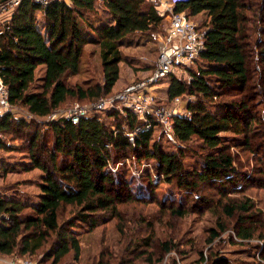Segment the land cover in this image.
Segmentation results:
<instances>
[{
	"label": "trees",
	"instance_id": "obj_1",
	"mask_svg": "<svg viewBox=\"0 0 264 264\" xmlns=\"http://www.w3.org/2000/svg\"><path fill=\"white\" fill-rule=\"evenodd\" d=\"M175 4L189 17L205 13L209 18L199 64L188 68L191 80L173 75L167 91L170 100L186 94L194 97L187 103L190 115L174 116L173 135L182 144L197 137L210 149L203 169H185L176 152L164 151L153 139L159 123L152 117L145 123L130 109L122 114L108 110L106 117L113 125L98 115L82 117L78 123L67 118L48 121L54 132L51 147L39 126L10 113L0 121V130L6 132L13 126L26 130L32 167L42 170V182L37 204L0 193L1 257L35 254L56 239L46 251L54 263L71 251L78 262L81 245L76 222L95 225L92 216L103 211L120 216L121 190L131 189L124 170L115 167L132 156L139 161L156 160L157 171L180 188L194 189L203 183L222 190L225 184L232 187L239 183L234 179L238 175L234 158L221 135L233 132L245 136V146L259 154L258 161L264 165V154H260L264 123L256 111L258 104L264 103V45L254 39L257 33L264 35V0H177ZM100 9L110 18L108 23L102 22ZM163 21L155 2L148 0H51L46 6L22 0L10 19L0 25V76L8 85L10 102L48 119L71 98L94 102L110 95L121 74L122 44L136 37L154 40ZM86 45L99 47L102 81L72 84L70 80L81 72ZM224 96L236 97L223 101ZM129 133H134V141ZM257 138L262 141L256 142ZM43 154H48L47 158ZM128 197H133L132 193ZM230 200L224 205L227 217L249 212L259 223L260 215L251 214L252 201ZM68 205L76 209L74 217L61 222L60 211ZM171 212L184 214L180 207H172ZM254 222L246 225L247 220L239 219L237 236L253 239ZM221 226L219 231L211 229L210 240L227 230ZM260 238L264 239V233ZM164 246L168 251L173 248L170 243ZM260 255L264 263V252ZM211 263L229 264L222 257Z\"/></svg>",
	"mask_w": 264,
	"mask_h": 264
},
{
	"label": "rangeland",
	"instance_id": "obj_2",
	"mask_svg": "<svg viewBox=\"0 0 264 264\" xmlns=\"http://www.w3.org/2000/svg\"><path fill=\"white\" fill-rule=\"evenodd\" d=\"M148 1L158 4L157 0ZM100 14L102 22L108 23L110 18H106L102 9ZM39 19L42 21V15ZM193 20L201 26L209 25V18L205 13L193 17ZM1 23L0 19V25ZM166 23L164 19L160 32L152 41L136 37L122 44L124 61L120 64L121 82L110 95L94 102H78L71 98L52 113V118L54 120L67 118L70 109L77 104L94 109L101 99L115 101L126 86L150 77L160 53L159 34L165 30ZM263 36L257 33L254 39L264 45ZM42 73L38 71V74L42 75ZM102 77L99 47L88 45L82 58L81 72L70 82L83 84L90 80L96 83L101 82ZM171 78L170 75L156 81L155 87L148 92L152 96L151 106L154 109L171 112L175 108L186 111L188 100L194 97L186 94L178 104L170 100L167 89ZM235 97L224 96L222 100L231 101ZM212 106L210 108L216 111L217 108ZM115 110L122 114L119 107ZM256 111L264 123V103L260 102ZM11 113L18 120L23 119L39 126L41 131L47 134V147L52 146L54 132L49 126L48 121H51L49 118L34 116L27 108L15 105ZM106 113V110L95 111L102 120L113 125L109 119L107 120ZM221 135L224 137L228 152L234 158V166L238 173L234 179H237L238 184L232 187L225 184L222 190L203 183L194 189L180 188L176 181L167 182L157 171L156 160L148 158L139 161L132 156L131 159L124 160V164L115 167L124 170L131 189L121 190L122 201L118 206L120 216L114 217L110 211H103L96 212L92 216L91 220H95V225L76 222L74 229L81 245L78 262L74 259V252L71 251L58 263H54L53 256L46 251L56 243V239L50 246L44 247L35 254H14L12 257L31 259L38 264H212V259L217 257L226 259L229 264H264L263 256L260 255L264 252V239L260 238V233L264 231L259 228L264 225V165L261 160L258 161L259 154L251 152L249 147L245 146L244 135L233 132H224ZM29 138L30 135L26 130L15 126L1 133L0 193L14 196L30 204H37L41 193L39 184L42 182V170L32 167V159L28 152ZM153 139L161 143L164 151L176 152L184 168L188 170H202L203 160L210 153V149L197 137L183 144L173 142L161 125L156 127ZM259 139L262 141L261 138L255 141H260ZM260 150V154H264V147ZM47 151L50 153V149ZM47 155L42 156L47 158ZM130 193L133 197H128ZM230 199L252 201L254 209L251 210V214L260 215L259 223L254 222L257 220L255 216L249 217V212H237L235 217H227L224 205L230 204L232 202ZM172 207L182 208L184 214L175 215L171 212ZM74 212L76 209L70 205L62 208L61 222L74 217ZM242 217L243 220H247L246 225L254 222L256 235L253 239L242 240L237 236L235 227ZM221 225L227 227V230L222 231L217 239L210 240L211 229L222 230ZM152 236H154L152 244L147 246L146 243L150 242ZM164 243H170L173 248L170 251L166 250Z\"/></svg>",
	"mask_w": 264,
	"mask_h": 264
},
{
	"label": "built area",
	"instance_id": "obj_3",
	"mask_svg": "<svg viewBox=\"0 0 264 264\" xmlns=\"http://www.w3.org/2000/svg\"><path fill=\"white\" fill-rule=\"evenodd\" d=\"M43 6L49 4L51 0H34ZM156 9L158 13L167 21L165 30L159 34L160 53L151 76L140 82H133L120 92L119 98L113 101L101 99L94 109L77 104L70 109L67 119L73 123H78L82 117L96 115V112H103L120 108L122 113L126 109L134 111L140 120L145 123L149 118H154L159 125L164 127L167 136L174 142H177L173 135V118L175 115H190V112L165 111L163 109H154L150 100L152 96L148 93L155 87L158 80L175 75L176 77L190 81V67H194L200 59V55L205 48V37L209 25L201 26L189 17L186 11H180L175 8L177 0H157ZM22 0H8L0 2V19L6 22L10 19L15 9L21 4ZM209 23V22H208ZM183 97L173 99L174 103H181ZM117 102V104H116ZM14 105L10 102L9 88L3 78L0 76V121L12 112ZM51 121L52 114L48 117ZM138 128L137 130H140ZM136 130V131H137ZM142 130V129H141ZM140 130V131H141ZM0 130V137H1ZM131 141H134V133H129ZM0 264H38L27 258L1 257Z\"/></svg>",
	"mask_w": 264,
	"mask_h": 264
},
{
	"label": "crops",
	"instance_id": "obj_4",
	"mask_svg": "<svg viewBox=\"0 0 264 264\" xmlns=\"http://www.w3.org/2000/svg\"><path fill=\"white\" fill-rule=\"evenodd\" d=\"M202 14H204V13H202ZM202 14H199V15H197V16H200V15H202ZM197 16H195V17H197ZM41 27H43V26H41ZM87 46L88 45H86L85 46V49L87 48ZM121 80V76H120V78H119V80L117 81V83H116V85H115V87H114V89H116V87H118L119 86V84H120V81ZM170 83V82H169ZM169 85V84H168ZM169 87V86H168ZM168 90V89H167ZM2 194V193H1ZM12 256H14V255H9V256H6V257H12Z\"/></svg>",
	"mask_w": 264,
	"mask_h": 264
},
{
	"label": "water",
	"instance_id": "obj_5",
	"mask_svg": "<svg viewBox=\"0 0 264 264\" xmlns=\"http://www.w3.org/2000/svg\"><path fill=\"white\" fill-rule=\"evenodd\" d=\"M5 1H8V0H0V2H5Z\"/></svg>",
	"mask_w": 264,
	"mask_h": 264
}]
</instances>
